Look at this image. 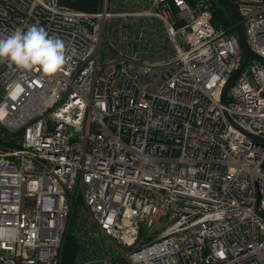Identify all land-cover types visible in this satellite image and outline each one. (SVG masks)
Segmentation results:
<instances>
[{
    "label": "built area",
    "instance_id": "1",
    "mask_svg": "<svg viewBox=\"0 0 264 264\" xmlns=\"http://www.w3.org/2000/svg\"><path fill=\"white\" fill-rule=\"evenodd\" d=\"M232 1L264 60V0ZM32 25L67 51L50 75L0 61V127L22 131L0 143V264H60L78 196L76 264H264V63L221 102L241 51L210 5L0 0V39Z\"/></svg>",
    "mask_w": 264,
    "mask_h": 264
},
{
    "label": "clouds",
    "instance_id": "2",
    "mask_svg": "<svg viewBox=\"0 0 264 264\" xmlns=\"http://www.w3.org/2000/svg\"><path fill=\"white\" fill-rule=\"evenodd\" d=\"M66 51L63 39L50 36L37 25L27 30L17 29L6 39H0V61L7 60L25 70L35 67L45 75L55 74L62 69Z\"/></svg>",
    "mask_w": 264,
    "mask_h": 264
},
{
    "label": "trees",
    "instance_id": "3",
    "mask_svg": "<svg viewBox=\"0 0 264 264\" xmlns=\"http://www.w3.org/2000/svg\"><path fill=\"white\" fill-rule=\"evenodd\" d=\"M61 3L68 5L72 8L94 11L98 8L99 0H60ZM194 2L195 0H190ZM212 12V23L213 25L221 24V26L230 31L234 32L231 27L229 16L223 7L211 8ZM22 136V131L18 130L15 132H9L5 128L0 127V143L7 146H13L18 144L19 139ZM79 209L72 204L68 229L64 235L63 243L60 253V264H76L80 255L85 252V245L80 241L77 235V226L86 223V219L83 218L82 214L79 213Z\"/></svg>",
    "mask_w": 264,
    "mask_h": 264
},
{
    "label": "water",
    "instance_id": "4",
    "mask_svg": "<svg viewBox=\"0 0 264 264\" xmlns=\"http://www.w3.org/2000/svg\"><path fill=\"white\" fill-rule=\"evenodd\" d=\"M211 8H215L217 3L221 4L225 11L227 12L230 22H231V27L235 32L236 35V41L238 48L241 51V58L238 64V67L233 71L231 76L228 78L227 82L222 88L221 91V102L224 103V92L225 89L227 88L229 82L237 75V73L241 70L242 66L245 63L246 58L248 55H252L257 57L261 62L264 63L263 58H261L259 55H257L255 52H253L247 43L246 35H245V25L243 22V19L241 18L236 4L232 0H205ZM250 139H254L255 137L252 134L245 133Z\"/></svg>",
    "mask_w": 264,
    "mask_h": 264
},
{
    "label": "rangeland",
    "instance_id": "5",
    "mask_svg": "<svg viewBox=\"0 0 264 264\" xmlns=\"http://www.w3.org/2000/svg\"><path fill=\"white\" fill-rule=\"evenodd\" d=\"M216 7L221 8V7H223V6H222L221 4H217ZM220 25H221V24H218V25H215V26H218V27H219ZM252 59H253V58L250 56L248 62H250ZM19 140H20V139H19ZM74 205L80 210L79 213L82 214L83 218L86 219V222H89V220H88V215H87V213H86V211H85V209H84L83 201H82V199H81L80 196H78V197L74 200ZM69 217H70V216H69ZM92 225H93V223H92Z\"/></svg>",
    "mask_w": 264,
    "mask_h": 264
},
{
    "label": "flooded vegetation",
    "instance_id": "6",
    "mask_svg": "<svg viewBox=\"0 0 264 264\" xmlns=\"http://www.w3.org/2000/svg\"><path fill=\"white\" fill-rule=\"evenodd\" d=\"M218 4V3H217Z\"/></svg>",
    "mask_w": 264,
    "mask_h": 264
}]
</instances>
